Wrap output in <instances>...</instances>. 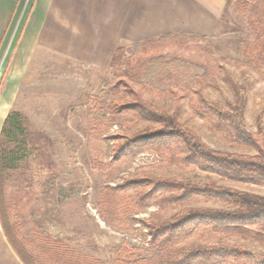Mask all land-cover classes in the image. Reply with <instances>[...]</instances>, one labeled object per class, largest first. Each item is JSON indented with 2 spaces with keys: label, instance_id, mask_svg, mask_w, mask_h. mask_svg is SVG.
Wrapping results in <instances>:
<instances>
[{
  "label": "rangeland",
  "instance_id": "1",
  "mask_svg": "<svg viewBox=\"0 0 264 264\" xmlns=\"http://www.w3.org/2000/svg\"><path fill=\"white\" fill-rule=\"evenodd\" d=\"M208 5L216 12V23L205 36L206 43L179 40L146 46L128 55L126 65L115 71L38 51L25 78L7 83L5 72L20 32L8 49V42L1 48L0 92L5 83L18 88L10 111L25 117L29 135L23 146L33 147L7 186L8 194H17L16 219L27 231L43 234L50 241L57 239L103 264H112L111 248L123 244L125 249L140 251L139 256L132 251L124 263L143 264L141 258L151 254L145 251L149 238L144 223L151 218L164 219L175 210L168 207L160 212L155 205L138 206L141 190L125 186L126 181L177 176L197 183L214 181L264 197V186L230 183L194 167L167 164L154 151L114 154L117 141L134 137L147 125L130 116L111 114L112 102L131 97L127 86L168 110L179 106L182 118L211 148L254 154L216 124L211 105L227 109L228 101L240 87L245 88V130L264 136V55L258 49L247 59L241 52V43H253L254 37L233 0H209ZM159 56L163 61L175 58L187 63L147 64L148 59ZM98 191L101 196L96 202ZM188 206L221 208L201 201ZM179 240L187 244L227 243V238L208 231ZM239 243L246 245L257 261H264V246L245 240Z\"/></svg>",
  "mask_w": 264,
  "mask_h": 264
},
{
  "label": "trees",
  "instance_id": "2",
  "mask_svg": "<svg viewBox=\"0 0 264 264\" xmlns=\"http://www.w3.org/2000/svg\"><path fill=\"white\" fill-rule=\"evenodd\" d=\"M237 13L242 15L254 41L242 42L241 52L247 59L258 49L264 55V0H233ZM206 37L191 33L166 34L141 43L119 45L115 48L108 68L110 71L126 65L127 56L146 46L177 43L179 40L206 43ZM255 46V47H254ZM254 47V48H253ZM151 67L165 62L167 65L186 64L175 58L163 61L162 57L148 59ZM136 81L139 82V79ZM119 82L115 83L118 85ZM130 98L114 101L109 105L113 116H130L147 125L134 137L117 141L115 157L139 151H154L162 161L179 167L196 168L219 180L245 185L264 186V136L249 133L244 127L247 106L245 88L240 87L227 109L211 105L216 124L221 126L233 141L242 147H250L254 154L222 151L207 145L195 127L186 123L179 106L173 109L142 97L131 86L125 88ZM25 117L9 112L0 130V226L5 239L23 264H103L91 256L78 253L57 239L47 240L43 234L27 231L16 219L17 194L7 193L8 179L20 169L31 149L23 146L28 137ZM28 139V138H27ZM118 139V138H115ZM30 143L33 144L31 138ZM125 186L141 190L136 198L140 207L155 205L162 212L170 207V216L144 223L148 233L147 249L151 253L141 258L143 264H264L240 241L264 246V197L250 194L234 187L212 182L197 183L190 178L177 176H151L126 181ZM101 196L98 191L95 201ZM206 202L218 207H191L192 202ZM208 231L227 238V243H183L179 239L187 234ZM230 238L238 242L231 243ZM38 242V243H37ZM31 247V249H30ZM136 250V249H135ZM133 249L117 244L110 250L112 264H125V258ZM138 255L139 250L135 251ZM139 256V255H138Z\"/></svg>",
  "mask_w": 264,
  "mask_h": 264
},
{
  "label": "crops",
  "instance_id": "3",
  "mask_svg": "<svg viewBox=\"0 0 264 264\" xmlns=\"http://www.w3.org/2000/svg\"><path fill=\"white\" fill-rule=\"evenodd\" d=\"M21 3L0 0V50L8 42ZM208 4L209 0H32L13 44L5 80L22 81L38 51L106 68L119 45L166 34L207 36L216 23V12ZM13 84L1 88L0 130L17 96ZM0 264H23L1 226Z\"/></svg>",
  "mask_w": 264,
  "mask_h": 264
},
{
  "label": "built area",
  "instance_id": "4",
  "mask_svg": "<svg viewBox=\"0 0 264 264\" xmlns=\"http://www.w3.org/2000/svg\"><path fill=\"white\" fill-rule=\"evenodd\" d=\"M32 3V0H22V3L20 5L19 8V14L17 15L11 33L9 35V39H8V43H7V49L9 48V46L11 45V42L13 40V38L15 37V34L17 33V31H19V28L21 26V23L24 21V18L26 16V14L28 13V10L30 8V5Z\"/></svg>",
  "mask_w": 264,
  "mask_h": 264
}]
</instances>
